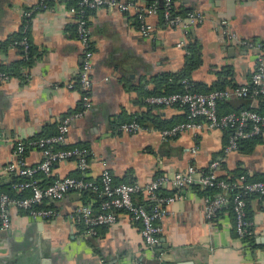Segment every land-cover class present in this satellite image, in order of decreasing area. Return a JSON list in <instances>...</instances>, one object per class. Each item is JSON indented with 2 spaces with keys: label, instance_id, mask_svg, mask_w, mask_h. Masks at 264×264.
I'll return each instance as SVG.
<instances>
[{
  "label": "crops",
  "instance_id": "1",
  "mask_svg": "<svg viewBox=\"0 0 264 264\" xmlns=\"http://www.w3.org/2000/svg\"><path fill=\"white\" fill-rule=\"evenodd\" d=\"M37 1L0 0V69L12 72L9 80L0 82L3 190L12 188L18 178L3 170L15 159L16 144L55 134L63 117L80 106L78 92L67 87L76 80L81 63L76 20L69 11L71 0H49L48 8L33 13L27 32L31 48L28 61L19 47L10 44L21 33L25 12ZM122 1L132 7L121 12L113 6H101L87 18L94 50L92 107L71 123L66 140L60 144L89 149L83 176L97 182L102 170L108 169L115 182L145 184L159 176L171 178L189 164L205 169L218 161L217 172L225 179L239 173L250 180L264 178V133L258 142L230 153L223 151L227 130L204 128L197 136L183 132L165 141L159 134L163 128L154 126L152 118L175 125L185 119V109L151 106L144 100L160 86L164 73L183 66L185 51L177 43L188 38L199 43L201 62L191 79L202 93L227 66L232 68V78L224 88L248 84L256 52L241 40L264 43V0H178L177 11H200L203 20L185 35L179 27L166 26L159 14L149 15V37L140 33L135 16L138 7L153 0ZM224 28L230 37L222 34ZM244 107L264 108V100H221L217 111L226 114ZM132 120L152 130H116V124ZM194 145L197 151L192 153ZM23 158L27 166H36L43 155L39 149L28 148ZM81 175L76 161L70 159L54 164L49 174H37V179L46 185L57 178ZM161 193L180 198L167 205V214L160 220L161 242L154 248L144 243L141 224L123 210L117 212L115 224L99 227L97 236L89 235L77 220L76 210L84 205L98 209L101 197L94 193L70 191L60 200L44 202L58 212L57 217L47 220H34L25 210L11 207V228L0 232V264H154L158 260L164 264H264V197L248 201L254 239L244 243L235 233L231 212L222 211L211 221L205 218L206 193L199 186L176 189L168 183ZM134 201L147 207L150 204L143 193L136 194Z\"/></svg>",
  "mask_w": 264,
  "mask_h": 264
},
{
  "label": "built area",
  "instance_id": "2",
  "mask_svg": "<svg viewBox=\"0 0 264 264\" xmlns=\"http://www.w3.org/2000/svg\"><path fill=\"white\" fill-rule=\"evenodd\" d=\"M178 0H163V23L171 28H181L183 34H187L189 28L203 20L200 11H190L185 15H173L172 7ZM101 6H113L121 12H126L132 7L131 3L122 0H76L75 5L69 7V11L76 20V38L81 46V63L78 76L75 81L69 82L67 87L75 89L80 99L79 109L72 112L60 121L57 132L54 135L32 138L16 144L14 150L15 159L3 167L5 173L16 174L25 177L14 183L16 191H26L24 197L16 198L6 193H0V232L10 230L11 218L9 210L18 207L26 211L34 220H47L58 216L57 210L44 202L62 199L68 192L91 191L101 197L98 209L89 205L80 206L76 210L77 220L80 221L91 236H97L98 228L110 226L117 221V212H127L129 218L141 224L140 233L144 243L149 248H154L161 242L162 226L160 220L167 214V205L180 198L176 194L161 193V188L170 183L173 188L185 189L193 185L202 190L214 189L215 193L204 197V216L208 221L222 212L229 211L232 214L234 229L237 237H254L252 222L247 216V198L249 196L264 197V180H250L245 174H241L233 180L220 177L217 172L218 161H212L207 169H198L189 164L183 170L176 171L171 178L159 176L145 183L115 182L108 169H103L99 181L94 182L83 176L88 166V150L81 147H69L55 149L54 146L66 140L70 125L80 118L92 107L91 98V71L93 68L94 50L90 40L87 20L88 10H96ZM48 8V0H38L36 5L24 14L22 32H28V26L33 13L37 10ZM136 20L140 33L149 37L151 35L146 18L157 14V0L151 4L138 7ZM226 34V29H222ZM232 37V35H231ZM241 43L256 52V64L251 75L250 82L246 85L224 89H214L206 93L195 92L188 79L181 80L182 90L170 94H151L144 98L145 102L159 107H182L186 111V120L169 128L159 131L162 140L168 141L183 132H192L197 136L199 131L207 129H228L232 133L228 137L223 151L230 153L238 149V142L255 135L264 133V115L252 109H241L237 112L219 114L217 104L221 100L230 98H254L264 95V49L256 40H241ZM185 41L177 43L183 47ZM14 45L20 47L23 57H28L30 41L23 35L14 41ZM11 78V73L0 71V82ZM118 132L136 133L141 130H152L149 126L136 120L120 122L115 126ZM28 148L39 149L43 155L42 161L36 166H27L24 162V152ZM192 153L197 151L194 145ZM74 159L78 170L82 173L79 177L66 176L57 178L52 182L41 185L37 174H49L54 164ZM145 194L150 200L149 206L134 201L136 194ZM154 264H164L158 260Z\"/></svg>",
  "mask_w": 264,
  "mask_h": 264
},
{
  "label": "trees",
  "instance_id": "3",
  "mask_svg": "<svg viewBox=\"0 0 264 264\" xmlns=\"http://www.w3.org/2000/svg\"><path fill=\"white\" fill-rule=\"evenodd\" d=\"M48 3H49V0H48ZM69 3L72 4V5H75L76 0H71ZM163 5H164L163 0H157V14L160 15V18L162 19V21H163L162 12H163V8H164ZM180 7H181V5L179 6V8ZM92 11L93 10H88V12H87V18H88V14L90 12H92ZM190 11H192V10L182 9L181 11H177V7L175 6V2H174L173 7H172V14L173 15H182L183 16L187 12H190ZM135 20H136V16H135ZM136 23L138 24L137 20H136ZM23 35H26L27 36V33H23L22 30H21L20 35L17 36L16 38H14L10 42V44H12L13 46H16V45H14V41L20 39ZM186 35H188V32H187ZM259 42L262 44L263 49H264V43L261 42V41H259ZM183 49L185 51L184 64H183V66L180 69H178L177 71L164 73L161 76V79H160V86L157 87L156 90H154L152 92H149L146 96L151 95V94H170V93H174V92H180L182 90L181 80L184 79V78L188 79V81L191 83L192 90L193 91H195V92H201V90L198 89L197 84L194 83L193 80L191 79L192 71L194 69H196L199 66L200 62H201L200 52H199V43H198V41L196 39L188 38L187 41L185 42L184 46H183ZM30 57H31V48L29 49L28 57L26 58V61H28ZM0 71H3V70L0 69ZM4 71H6V70H4ZM6 72L12 73L11 71H6ZM217 76H218V78L215 81V83L211 86V88L206 89V91H204L205 93L206 92H209L210 90H214V89H224L225 85L231 82V78H232V68H230L228 66L227 67H224L221 71H219L217 73ZM232 87H235V85L232 86ZM254 98H259L261 101H263L264 100V95H259V96H256ZM241 109H250V108L244 107V108H241ZM241 109H239V110H241ZM254 110L256 112L264 115V108L258 107V108L254 109ZM234 112H237V111H234ZM152 119H153L154 126H156L157 128L158 127L159 128H163V129L164 128H169V127H171L174 124V123H171L169 125H164L163 124V121L161 123V121L158 120L155 117H153ZM185 120H186V115H185V119L182 120V121H180V122H183ZM225 130L228 131V136H227V139H228L229 135L232 132L230 130H228V129H225ZM259 138H260V135H255V136H251V137H248V138L239 140V142H238V149L237 150H242V149H245V148L249 147L254 142H258L259 141ZM69 147L70 146H67V147L66 146H61L60 144H57L56 146H54L55 149L69 148ZM71 147H74V146H71ZM75 147H81V148L87 149L88 150L87 159H88V156H89V149L88 148L83 147V146H75ZM207 168H205V169H207ZM239 175H241V173H239L237 176H239ZM17 177L18 178L14 181V183L17 182V181L25 180L26 179L25 177H19V176H17ZM36 177H37V175H36ZM220 177H222V176H220ZM236 177H232V178H229L227 180H233ZM259 180H264V178L259 179ZM14 183L11 184V187H12V185H14ZM8 185H10V184H8ZM8 187H10V186H8ZM204 192L206 193V195H209V194L215 193V190L214 189H207V190H204ZM0 193H6V194H8V195H10L12 197H16V198L24 197L25 195L28 194L26 191H21V192L16 191L13 187L12 188H7V189H4V190L0 187ZM83 193H85V194H88V193L91 194L93 192L85 190V191H83ZM251 197H257V196H249L247 198V207H246V210H247V216H248V218H249V215H248V201H249V199ZM249 220H250V218H249ZM253 239H254V237H244L242 239V241L244 243H251L253 241Z\"/></svg>",
  "mask_w": 264,
  "mask_h": 264
}]
</instances>
